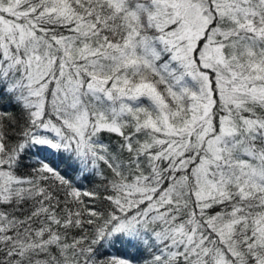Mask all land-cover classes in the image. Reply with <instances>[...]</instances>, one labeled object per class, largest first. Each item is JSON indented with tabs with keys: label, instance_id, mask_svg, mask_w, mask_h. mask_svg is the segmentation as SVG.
Masks as SVG:
<instances>
[{
	"label": "snow or ice",
	"instance_id": "snow-or-ice-1",
	"mask_svg": "<svg viewBox=\"0 0 264 264\" xmlns=\"http://www.w3.org/2000/svg\"><path fill=\"white\" fill-rule=\"evenodd\" d=\"M0 264H264V0H0Z\"/></svg>",
	"mask_w": 264,
	"mask_h": 264
},
{
	"label": "trees",
	"instance_id": "trees-1",
	"mask_svg": "<svg viewBox=\"0 0 264 264\" xmlns=\"http://www.w3.org/2000/svg\"><path fill=\"white\" fill-rule=\"evenodd\" d=\"M70 163V162H69ZM60 168L61 170H64L66 168V164H60ZM70 171V170H69ZM117 248L119 249V251L121 252H127L129 254H135V255H139V253H136L134 249L131 248H127V247H121L120 245H117Z\"/></svg>",
	"mask_w": 264,
	"mask_h": 264
}]
</instances>
